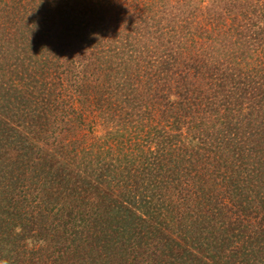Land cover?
<instances>
[{
    "label": "trees",
    "instance_id": "trees-1",
    "mask_svg": "<svg viewBox=\"0 0 264 264\" xmlns=\"http://www.w3.org/2000/svg\"><path fill=\"white\" fill-rule=\"evenodd\" d=\"M1 1L0 264H264V1Z\"/></svg>",
    "mask_w": 264,
    "mask_h": 264
},
{
    "label": "rangeland",
    "instance_id": "rangeland-1",
    "mask_svg": "<svg viewBox=\"0 0 264 264\" xmlns=\"http://www.w3.org/2000/svg\"><path fill=\"white\" fill-rule=\"evenodd\" d=\"M14 1H17V0H13L12 2H14ZM114 1H115V3H117L118 7L120 5L121 8L127 9L128 11H132L131 8L133 10H137L138 11V9H140L141 6H142L143 9L145 8V7H143L144 6V4L142 3L143 0H114ZM182 1L183 0H148V3L152 4V12H154L153 8L154 9H159L161 7V5L163 6V8L161 7L160 10L161 9L164 10L165 7H167V8H165L166 10H170V9L175 10L174 9L175 7H178V9H180L181 6L179 4H181ZM192 1L195 2V4H198V7L200 8L198 10H194V12H195L194 14L195 15H196V13L198 14L200 12V10L202 11V9H201L202 6L207 3V0H201V2L200 1L197 2L196 0H192ZM262 1H264V0H262ZM32 2H34L35 4L38 5L40 0H22L23 5H24V3L33 5ZM164 3L166 5H163ZM9 4H11V3H9ZM1 5H2V1L0 0V6ZM170 5L173 6V7L170 8L169 7ZM141 12L142 13H146V10H142ZM155 12H157V11H155ZM182 12H184L183 14L190 13L191 10L190 9H186L185 10V8H183ZM1 15H2V13L0 11V20H1ZM237 18H240V15L236 16V18H234L232 15L228 16V18L226 20V24H223V27H225V28H222V26H221L222 23L219 22V24L212 25L213 26L212 32L208 33V34H210L212 36V40L214 41V44L218 42L217 39H216L218 37L226 38L230 42L235 40L234 41L235 42L234 43L235 46L232 48V50L234 51V54L235 55L237 54L236 58L234 59L235 62H238V60L240 59V53H241L240 48L237 47V43H236V36H237L236 34H237V31H238L237 30V22H238ZM243 21L246 22V19H243L240 22L242 25H243ZM213 23H216V22H213ZM169 24H172V23H169ZM193 24L196 25V23L191 22L190 25H191L192 28L189 27V29H188L189 33H186L183 36H180L177 33L173 32V34H172L173 35V37H172L173 38L172 39L173 46H178L179 44H181L182 47L180 49H182V52H184V54L193 53L192 54L193 57L195 55H197V58L199 56H203V57H206L205 59H209L204 54V51L202 49V45L204 44V46H207V44H208L207 40L210 41V39H207V33H205L206 35H203V37H201L199 35V33H198L200 31L199 27L194 28L195 26ZM202 24H205L206 25L205 27L209 26L204 21L200 23V25L204 27V25H202ZM175 25H177V23ZM242 25L238 26V28L240 30H242V28H243ZM204 39H205V42L203 43ZM215 39H216V41H215ZM201 49H202V51H201ZM200 51L202 52V54L200 53ZM258 51L259 50L257 49L256 53ZM243 110H244V107H243ZM113 127H115V126L112 125V129H113ZM99 128H100V125H93L94 132L99 134L98 137H95L96 139H94L95 142L93 144L94 145L93 148H92L93 150H96V149L98 150L99 148L101 149V147H97V145H99V144L102 147L106 145L107 147L112 148L111 149L112 152H114V153L117 152L118 154H120V156H122L121 154H123V153L127 154L129 152V150H130L129 147H131V148L133 147L134 148V146H133V143H134L133 142V138L128 139L130 136H129V134H127V135L125 134V132H126L125 130L126 129H124V128H121V129L118 128L117 130L113 129L112 138H108L107 139V138H105V136L104 137L102 136L103 135V131H101ZM118 139L121 140V141L124 140V142L126 141V143H127L126 145H124V147H123L121 152H118L119 151V149H118L119 145H117V142H116V141H119ZM128 145H130V146L128 147ZM0 254H1V252H0ZM30 255H31V253H29L27 256H30ZM1 264H5V263L3 262Z\"/></svg>",
    "mask_w": 264,
    "mask_h": 264
}]
</instances>
